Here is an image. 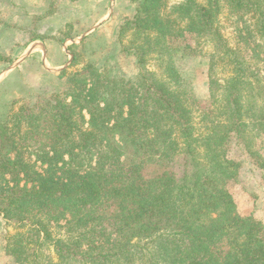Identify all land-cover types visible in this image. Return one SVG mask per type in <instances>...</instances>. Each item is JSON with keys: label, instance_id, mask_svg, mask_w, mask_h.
I'll return each mask as SVG.
<instances>
[{"label": "trees", "instance_id": "16d2710c", "mask_svg": "<svg viewBox=\"0 0 264 264\" xmlns=\"http://www.w3.org/2000/svg\"><path fill=\"white\" fill-rule=\"evenodd\" d=\"M224 9L245 24L237 35L243 52L222 33ZM128 33L135 80L87 64V74H70L63 96L40 98L0 125V214L26 229L9 237L7 254L16 264H264V226L238 213L227 187L241 169L228 153L233 139L264 172L257 147L264 66L256 60L264 53V0H184L171 8L140 0L120 40ZM192 33L216 48L214 117L204 135L196 134L176 65L178 54L193 53L178 43ZM152 60L160 73L148 68ZM218 62L233 69L221 83ZM53 225L64 235L54 238ZM48 243L55 257L47 260L39 250Z\"/></svg>", "mask_w": 264, "mask_h": 264}, {"label": "rangeland", "instance_id": "374dc122", "mask_svg": "<svg viewBox=\"0 0 264 264\" xmlns=\"http://www.w3.org/2000/svg\"><path fill=\"white\" fill-rule=\"evenodd\" d=\"M18 1L17 6L15 0H0V125L5 123L8 116L18 112L21 108L35 106L40 98L49 100L54 92H60L63 96L71 84L70 74L76 72L87 74L85 69L87 64L113 77L135 80L138 76L139 66L132 53L135 37L128 33L123 40H120L119 33L121 26L136 15L140 0H88L83 4L84 6L76 5L78 8L75 7L72 15L61 19L60 24L53 26L52 17L57 11L58 0H34L38 7L41 6V9L37 10L38 15L29 16L26 13V7H22V0ZM165 1L169 8L184 2V0ZM87 4L90 7L89 25L92 28L88 31L82 28L76 30L75 25L82 27L78 18H81L83 13L86 15ZM102 8H104L103 12ZM68 19L75 20V25L71 23L64 25ZM219 24L224 37L232 47H235L234 49L238 52L246 50L244 41L237 36L238 29L245 27L243 21L239 22L237 17L231 15L230 10L224 9L219 18ZM14 26H22L24 30H19ZM10 32L13 34L12 38H18L20 44L39 35H43L47 42L68 43L70 53L73 54V56L70 55V59H74L76 54L78 63L65 69L68 75L63 79L58 77L60 73L54 74L53 71H47L43 62L38 63V69L28 62L29 66H22L19 71H16L17 75L11 76L14 73L8 75L7 69L16 65L11 56L18 54L12 49L11 56L6 57L8 50L2 42L9 38ZM178 43L179 46H191L193 49L190 55L178 54L176 65L183 79V85L190 95L196 134L204 135L210 131L209 120L214 117L213 107L210 105L209 66L216 48L200 39L195 33L187 34V38L181 39ZM259 52L261 55L256 60L260 59L261 66H264V53L262 50L257 51L258 54ZM65 56L66 54L58 51L55 58L64 60ZM40 66L41 69H39ZM148 68L157 73L161 72L157 61H150ZM232 70V67L225 66L224 62H218L215 69V80L221 83L224 78L232 74ZM228 147L230 158L241 162L239 175L227 186L237 205L238 213L242 217H253L264 226V172L252 160L251 162L247 160L240 150L242 146L236 139L230 141ZM257 147L264 156V133L257 138ZM36 169L41 171V163L37 164ZM24 185L32 187V183H23L22 186ZM1 220L0 218V245L7 247L10 236L16 235L17 232H24L26 229L10 226L4 219L1 223ZM50 230L54 238L64 235L63 231L58 230L55 225ZM40 249L39 252L44 253L47 260L55 257L51 243L45 244ZM40 262V264H46L45 261ZM9 264H16L14 258L11 257Z\"/></svg>", "mask_w": 264, "mask_h": 264}, {"label": "crops", "instance_id": "0c3cea01", "mask_svg": "<svg viewBox=\"0 0 264 264\" xmlns=\"http://www.w3.org/2000/svg\"><path fill=\"white\" fill-rule=\"evenodd\" d=\"M15 1H17V6H18L19 1L18 0H15ZM86 1L88 0H58L59 3L56 6L57 11L52 17V21H53L52 26L55 24L57 25L60 24L61 19H66L67 16L72 15L73 11L75 10V7H77L76 5L78 6L83 5L84 3H86ZM22 7H26L25 9H26V13L28 16L38 15L37 10L41 9V6L38 7L37 4H35L34 0H22ZM103 10L104 8H102V12ZM90 14H91L90 7L87 4L86 15L83 13L82 17L78 18V20H80L81 22L80 25H82V27H78L77 25H75V20H71V19H68L66 22H64L65 23L64 25L71 23V25H75L76 30H79V28H82V30H86V31L91 30L92 27L91 25H89L90 24V18H89ZM14 27L19 30H24L22 26H14ZM9 29L11 28L9 27ZM17 29H12V30H17ZM12 35H13L12 32H10V34H8L9 38L2 42L3 46L8 50V54H6V57H10L11 56L10 52L13 50H14L13 52H18V54L14 55V57L11 56L12 61L16 63V65H14L12 68L9 67L7 69L8 75L12 73L14 74L11 76L17 75L16 71H19V69L22 66L24 67L29 66L27 65L28 62L32 63L35 67H37L38 63L43 62L46 65L47 71H50V72L53 71L54 74H58V73L61 74L63 70L65 71L66 66L67 68L69 66L72 67L71 61L73 60L70 59V55L73 56V54L70 53V47H68L69 45L68 43L62 44L58 41L47 42L45 41L47 39H45L43 35H39V36H35L32 40L24 41L22 44H20L18 38H12ZM58 51H61L62 53L66 54L64 60H56L55 56ZM70 62L71 64L68 66ZM41 68L42 67L40 66L39 69ZM0 218L3 220L2 216H0ZM2 220H1V223H2ZM4 263H8V264L11 263V257L7 254L6 245L5 246L0 245V264H4Z\"/></svg>", "mask_w": 264, "mask_h": 264}, {"label": "water", "instance_id": "95a60500", "mask_svg": "<svg viewBox=\"0 0 264 264\" xmlns=\"http://www.w3.org/2000/svg\"><path fill=\"white\" fill-rule=\"evenodd\" d=\"M71 59L73 60V58H71ZM71 62H72V61H71ZM71 62L68 64V66L71 64ZM65 68H67V66H66ZM65 68H64V69H65Z\"/></svg>", "mask_w": 264, "mask_h": 264}]
</instances>
